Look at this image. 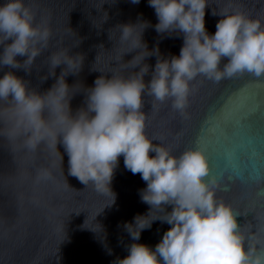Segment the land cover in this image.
I'll list each match as a JSON object with an SVG mask.
<instances>
[{
  "label": "clouds",
  "instance_id": "1",
  "mask_svg": "<svg viewBox=\"0 0 264 264\" xmlns=\"http://www.w3.org/2000/svg\"><path fill=\"white\" fill-rule=\"evenodd\" d=\"M103 3L96 0L98 11ZM147 4L156 23L138 14L134 22L109 28L112 44L107 50L97 45L89 71L99 75L91 85L80 78L84 54L58 47L35 66L39 82L52 78L47 88L40 89L26 76L49 47L48 21H36L31 0H0V69L6 67L0 75V147L13 161L21 154L30 158L38 149L46 151L48 165L35 170V180L53 179L58 160L68 186L59 144L67 156V174L105 197L103 207L115 201L111 180L120 157L125 169L139 173L145 182L138 189L139 199L148 208L122 223L129 237L126 255L110 264H264V237L246 235L237 223L238 213L214 198L217 181L204 179L208 169L201 151L191 148L174 156L167 146L154 144L144 133L141 111L146 94L154 102L170 98L171 107L183 114L188 82L198 74L218 81L242 72L264 73V26L259 18L241 11L220 9L212 11L220 18L215 31L208 33L207 0H147ZM107 18L104 11L92 23L99 29ZM149 26L160 38L181 37L179 54L161 53L156 42L149 48L143 39ZM79 42L73 40V46ZM148 57H155L151 68ZM221 58H226L222 68ZM13 70H23L25 76ZM69 75L74 77L71 84L66 80ZM76 95H81V103L73 108L70 102ZM154 221L169 227L154 246L138 242L141 231ZM83 227L102 232L100 226H85V221ZM107 252L111 255V249Z\"/></svg>",
  "mask_w": 264,
  "mask_h": 264
},
{
  "label": "water",
  "instance_id": "2",
  "mask_svg": "<svg viewBox=\"0 0 264 264\" xmlns=\"http://www.w3.org/2000/svg\"><path fill=\"white\" fill-rule=\"evenodd\" d=\"M31 4L36 21L46 18L52 32L48 49L35 59L33 72L26 76L40 89L52 83V78L39 82L35 73V66L41 65L48 52L68 47L70 54L83 53L80 78L91 85L99 75L89 71L99 50L97 45L107 50L112 44L107 37L109 28L134 22L138 14L156 23L147 0L135 4L131 0H105L99 11L96 0H31ZM220 9L241 11L259 18L264 26V0H207L204 26L208 33L215 31L220 18L211 13ZM104 11L108 18L98 29L92 21ZM76 39L80 42L73 46ZM143 39L149 48L158 43L164 54L178 55L182 43L179 36L158 37L151 26L144 30ZM130 56L125 54L124 59ZM154 61L155 57L147 58L150 68ZM225 62L226 58H221L219 67ZM4 70L6 67L0 69V75ZM59 70L57 67V74ZM13 71L25 76L23 70ZM148 78L146 75L145 81ZM73 79L71 75L66 78L69 84ZM188 87L183 114L171 107L170 98L161 103L142 95L145 135L154 144L167 146L174 156L198 148L208 169L204 179L214 177L217 181L214 198L238 213L237 223L246 235L251 232L264 237L260 231L264 228V73L256 76L242 72L218 81L198 74ZM70 103L75 108L81 103V95L74 96ZM57 148L69 187L58 160L53 179L35 180V170L48 165L46 151L38 149L30 158L21 154L13 161L7 149L0 147V264H110L117 256L126 255L129 237L121 225L130 222L134 214L146 212L148 205L138 195L145 182L139 173L125 169L120 157L111 180L115 201L103 207L105 197L67 174V156L59 144ZM84 221L85 226H100L102 232L83 227ZM168 227L154 221L141 231L138 242L154 246ZM107 249H111V255Z\"/></svg>",
  "mask_w": 264,
  "mask_h": 264
}]
</instances>
